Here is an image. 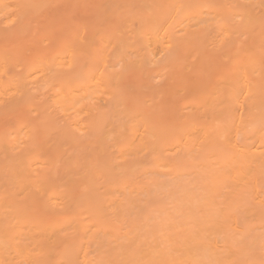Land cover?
Listing matches in <instances>:
<instances>
[{"label": "bare ground", "instance_id": "bare-ground-1", "mask_svg": "<svg viewBox=\"0 0 264 264\" xmlns=\"http://www.w3.org/2000/svg\"><path fill=\"white\" fill-rule=\"evenodd\" d=\"M0 264H264V0H0Z\"/></svg>", "mask_w": 264, "mask_h": 264}]
</instances>
